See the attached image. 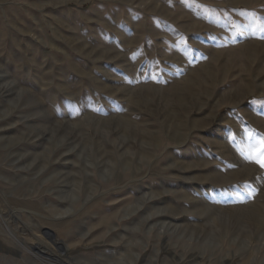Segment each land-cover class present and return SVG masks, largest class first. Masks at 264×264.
Listing matches in <instances>:
<instances>
[{
	"label": "rangeland",
	"instance_id": "obj_1",
	"mask_svg": "<svg viewBox=\"0 0 264 264\" xmlns=\"http://www.w3.org/2000/svg\"><path fill=\"white\" fill-rule=\"evenodd\" d=\"M262 29L264 0H0V264H264Z\"/></svg>",
	"mask_w": 264,
	"mask_h": 264
},
{
	"label": "snow or ice",
	"instance_id": "obj_2",
	"mask_svg": "<svg viewBox=\"0 0 264 264\" xmlns=\"http://www.w3.org/2000/svg\"><path fill=\"white\" fill-rule=\"evenodd\" d=\"M253 15H255V14H253ZM262 30H264V29H262ZM247 158L249 160L254 161L258 165H260V167L264 168V147H262L261 150L258 153L254 154V155L253 154H249L247 156Z\"/></svg>",
	"mask_w": 264,
	"mask_h": 264
},
{
	"label": "water",
	"instance_id": "obj_3",
	"mask_svg": "<svg viewBox=\"0 0 264 264\" xmlns=\"http://www.w3.org/2000/svg\"><path fill=\"white\" fill-rule=\"evenodd\" d=\"M51 236H53V235H51Z\"/></svg>",
	"mask_w": 264,
	"mask_h": 264
}]
</instances>
